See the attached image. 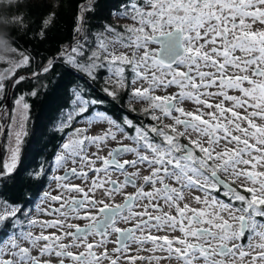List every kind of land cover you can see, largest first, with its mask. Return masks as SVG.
Here are the masks:
<instances>
[{"label": "snow or ice", "instance_id": "1", "mask_svg": "<svg viewBox=\"0 0 264 264\" xmlns=\"http://www.w3.org/2000/svg\"><path fill=\"white\" fill-rule=\"evenodd\" d=\"M98 3L80 6L71 41L38 62L0 33V186H43V165L20 167L30 97L51 94L63 141L37 206L46 218L27 199L0 203V264H264V0H126L112 15L131 24L94 30ZM125 93L147 102L128 112L151 122L103 107L123 113Z\"/></svg>", "mask_w": 264, "mask_h": 264}, {"label": "trees", "instance_id": "2", "mask_svg": "<svg viewBox=\"0 0 264 264\" xmlns=\"http://www.w3.org/2000/svg\"><path fill=\"white\" fill-rule=\"evenodd\" d=\"M85 1L88 0H16L15 3L9 4L8 0H0V33H8L10 38L15 40L20 48L26 49L31 55L36 57L38 62L42 57L55 54L60 47L71 41L80 6ZM125 2L126 0H99L95 11L86 14L90 26L95 30L100 23L104 22L113 26L131 24V20L125 23L115 22V16L112 15ZM51 13H55V16L52 22L47 25L45 35L37 38L36 33L39 31L38 24L40 20L42 18L47 19ZM20 16L24 17V28H18L11 23L4 25V19L11 22ZM11 58L17 59L18 57L13 54ZM4 67H7V65H0V70H3ZM35 67L36 65L34 64L27 71H32ZM60 72L61 69L57 68L55 73H50L47 77L42 76L40 79L45 82H53V77L56 73ZM104 75L105 73H101V79H103ZM72 79L73 77L67 73L61 76L64 86H67V82ZM34 83L35 81L25 83L21 85V89H30ZM50 87L51 84H49ZM95 87L98 89L99 84H96ZM128 91L130 92L131 89ZM28 102L31 105L30 121L28 124L29 134L23 144L20 167L31 172L39 170L40 166L43 165L46 170L43 186H36L34 181L32 184L21 182L13 186L10 180L0 186V200L2 201H14L19 205L25 199L30 200L31 203L25 206V211L33 207L49 183L51 170L46 165L51 163L57 150L56 146L62 143V134L59 132H55L54 134V125L49 123L54 112L51 94L45 96L42 91L39 97H30ZM121 103L124 104L123 113L118 106L112 107L106 104L103 107L110 108L111 112L116 115L127 113L133 119H143L145 122H151L142 115H136V113L141 112L146 107L136 105L134 100H128L127 93H125ZM129 104L136 110V113L128 112ZM246 240L245 238L244 243Z\"/></svg>", "mask_w": 264, "mask_h": 264}, {"label": "rangeland", "instance_id": "3", "mask_svg": "<svg viewBox=\"0 0 264 264\" xmlns=\"http://www.w3.org/2000/svg\"><path fill=\"white\" fill-rule=\"evenodd\" d=\"M114 21L115 22H128L129 21V19H121V18H117V17H114ZM158 94H164V93H158ZM134 103L136 104V105H138V106H140L141 105V107L142 106H145V107H147V102H142V101H136V100H134ZM183 107H185L186 109H191L192 107H193V105L192 104H190V103H186V104H184L183 105ZM169 121L168 120H165L164 121V123H168ZM259 122V121H258ZM77 127H83L84 125H82V124H77L76 125ZM63 142V141H62ZM124 143H128V141H124ZM0 145H1V143H0ZM112 146H115V144H113ZM2 149H3V157H2V159H1V164H0V166H2L3 165V163L6 161V159H7V157H8V155H9V153L6 151V146H5V140L4 139H2ZM106 151H107V149H105V152L104 153H101V154H106ZM126 158H128V159H131L132 157L131 156H128V157H126ZM48 165H49V163L46 165V167H48ZM130 171H132V169H129ZM56 174H58V173H56V172H54V171H52L51 170V176H53V175H56ZM113 178L114 179H117V177L116 176H113ZM121 179V178H120ZM77 183H79V181H76ZM55 181L54 180H51L50 179V181H49V183L46 185V187L44 188V191H47V190H54L55 189ZM127 191L128 192H133L134 191V189L133 188H131V187H129L128 189H127ZM53 194H55V192H53ZM200 193H194V195H199ZM120 199L121 198H117V202H120ZM3 201L2 200H0V203H2ZM40 206V207H44V205L43 204H41V201H40V198L39 199H37V201L35 202V204L33 205V207L31 208V209H29L31 212H32V216L33 217H36V218H39V219H44V218H46V217H43L42 216V214L40 213V212H38L37 211V206ZM28 210V211H29ZM77 223H80V224H83L84 222L83 221H76ZM122 227L123 226H125V225H121ZM259 230V229H258ZM178 234V233H177ZM113 239H115V237L113 236ZM256 239V237H253V239H252V241H251V243L252 244H258V242H257V240H255ZM248 243V240H246V242H245V244H247ZM111 246H113V245H111ZM172 264H175V261H173L172 262Z\"/></svg>", "mask_w": 264, "mask_h": 264}, {"label": "water", "instance_id": "4", "mask_svg": "<svg viewBox=\"0 0 264 264\" xmlns=\"http://www.w3.org/2000/svg\"><path fill=\"white\" fill-rule=\"evenodd\" d=\"M88 3V1H85L81 6H83V5H85V4H87ZM35 70V69H34ZM33 71V70H32ZM32 71H27L28 73H31ZM0 143H1V145H0V161H1V159H2V157H3V149H2V138H0Z\"/></svg>", "mask_w": 264, "mask_h": 264}, {"label": "flooded vegetation", "instance_id": "5", "mask_svg": "<svg viewBox=\"0 0 264 264\" xmlns=\"http://www.w3.org/2000/svg\"><path fill=\"white\" fill-rule=\"evenodd\" d=\"M121 179H122V178H121ZM123 227H124V226H123ZM133 247H135V246H133ZM141 254H145V253H141ZM138 264H139V262H138ZM161 264H168V262H167V261H162Z\"/></svg>", "mask_w": 264, "mask_h": 264}, {"label": "built area", "instance_id": "6", "mask_svg": "<svg viewBox=\"0 0 264 264\" xmlns=\"http://www.w3.org/2000/svg\"><path fill=\"white\" fill-rule=\"evenodd\" d=\"M255 240H257V241H258V237H256V239H255ZM108 247H109V249H111V247H112V246H111V244H109V245H108Z\"/></svg>", "mask_w": 264, "mask_h": 264}]
</instances>
